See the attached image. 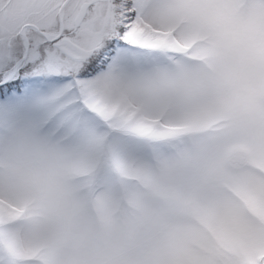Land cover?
<instances>
[{
	"label": "snow or ice",
	"instance_id": "snow-or-ice-1",
	"mask_svg": "<svg viewBox=\"0 0 264 264\" xmlns=\"http://www.w3.org/2000/svg\"><path fill=\"white\" fill-rule=\"evenodd\" d=\"M0 264H264V0H0Z\"/></svg>",
	"mask_w": 264,
	"mask_h": 264
}]
</instances>
